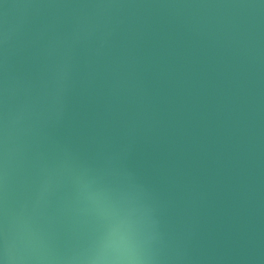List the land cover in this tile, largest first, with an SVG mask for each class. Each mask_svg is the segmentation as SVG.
<instances>
[{"label":"water","instance_id":"1","mask_svg":"<svg viewBox=\"0 0 264 264\" xmlns=\"http://www.w3.org/2000/svg\"><path fill=\"white\" fill-rule=\"evenodd\" d=\"M0 264H264V0H0Z\"/></svg>","mask_w":264,"mask_h":264}]
</instances>
